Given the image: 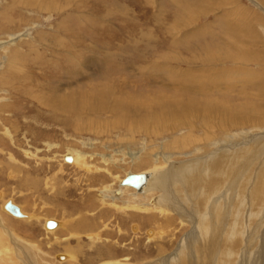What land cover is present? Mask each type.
Returning <instances> with one entry per match:
<instances>
[{
    "label": "rangeland",
    "instance_id": "obj_1",
    "mask_svg": "<svg viewBox=\"0 0 264 264\" xmlns=\"http://www.w3.org/2000/svg\"><path fill=\"white\" fill-rule=\"evenodd\" d=\"M12 1L15 0H0V201L12 198L37 220L18 219L3 208V201L0 214L9 229L17 228L23 240L39 245L40 251L35 248L30 251L29 264H67L59 263V259L66 261L60 255L66 256L64 245L67 242L76 252L78 250L80 262L68 264H102L111 258H128L131 264H149L168 255L173 257L182 238L186 240L193 230L192 223H181L179 211H168L167 216L163 213L159 216L158 210L153 215L140 211L130 220L111 209L113 207L101 213L100 202L104 197L108 201L104 203L117 200L118 205H123L127 196L128 199L133 196L131 189L117 195L115 200L109 194L115 195L114 191L120 190L121 180L128 172L153 170L158 156L157 167L162 168L156 171L163 172L162 176L169 181L173 175L169 164L173 159L185 162L191 155L197 156L195 150L221 151L219 140L226 142L228 133L232 134V141L245 140L242 143L246 145L258 140L261 155L264 154V138H261L264 134L263 79L226 77L223 84L218 85L222 88L213 89L201 102L198 94H184L198 100L191 110L190 120L195 121L191 133L201 140L182 152L176 148L175 140L191 126L173 129V125L168 126L171 121L165 122L160 115L156 120L146 112L148 106L155 109L156 104L160 107L171 96H182L180 89L174 90L172 81L158 77L162 69L243 66L264 73V0H31L27 4V0ZM2 45L9 52L3 53ZM229 78H233L228 81L233 84H227ZM167 82L171 83L169 88ZM159 93L165 95L158 98ZM70 94L73 97L71 111L65 106L68 102L59 104ZM103 94L107 99L102 98ZM102 100H106L105 103ZM212 102L216 107L210 106ZM116 104L121 110L115 109ZM57 106L64 108L58 110ZM211 113L216 117V128L212 132L216 138H207L204 130L205 121L212 118ZM145 115L150 116L148 120ZM142 119L146 123L137 127ZM221 120L227 124L226 128L219 127ZM254 136L257 137L251 139ZM76 149L87 155L89 159L83 167L91 171L66 160L71 150ZM136 157H145L142 165L136 164ZM120 158H125L126 163L120 162ZM107 184H111L108 192L105 191ZM225 189L215 198L218 202L228 198L232 210L235 204L240 206L235 211L243 220L241 227H249L251 220L249 231L262 250L258 252L260 255L253 252L249 259L245 256L246 264H264V201L250 200V204H242V195L247 196V193L237 189L241 196L238 200L236 192L225 196ZM168 196L173 197V191ZM190 196L191 192L186 191L174 197L184 207ZM209 200L213 202L211 196ZM153 201L156 200L143 204L149 206ZM145 206L142 208H147ZM194 210L190 209L189 213L194 215ZM45 218L64 220L63 227L56 229V237L70 238L73 227L80 238L57 242L55 235L49 236L44 228ZM158 222L164 225L170 222L166 225V235L149 240ZM97 229L103 230V238L96 236L93 243L88 234ZM13 240L9 237L10 248L17 260L23 261L20 264H27V242ZM17 241L23 246H18ZM159 246L165 253L159 254ZM253 259L255 263L251 262Z\"/></svg>",
    "mask_w": 264,
    "mask_h": 264
},
{
    "label": "bare ground",
    "instance_id": "obj_2",
    "mask_svg": "<svg viewBox=\"0 0 264 264\" xmlns=\"http://www.w3.org/2000/svg\"><path fill=\"white\" fill-rule=\"evenodd\" d=\"M15 1L16 2L18 1V3H19L20 1H24V0H15ZM15 1H12V2H15ZM30 1L31 0H27L26 4ZM47 5H49V2ZM49 8H48V10H49ZM1 48L3 49V53L8 51V49L6 50L3 47V45ZM14 53H17V52H14ZM14 53H12V54H14ZM0 57H1V55H0ZM235 59L237 60V57ZM214 67H215V65H212L208 68H205L204 66H199V67H195V68H182V69L181 68L178 69L176 67H171V68H166L167 71H164L163 69H162L163 72L159 71L160 74L158 75V77L161 78V80H162V78L163 79L166 78V80L164 79L165 81H167L168 79L170 80V82L172 81V84H173L172 87L174 88V90L180 89L179 92H181L182 96L180 98L179 96H176L173 93L175 96L174 97L171 96L170 98H167L168 101H164L160 107H158L157 104L155 105V109H151L148 106V109L146 110V112H147V114L150 113V116L152 115L155 119L157 117H159V115H160V117L162 119L164 118L165 122L171 121V123H168V126L173 125V129H176L177 127H182V126L183 127L191 126V128H190V130H188V132H186L185 134L182 133L183 136H181L180 138H177V140H175L174 144L176 145V148L181 149V152L185 148H187V147L189 148V146L192 143L195 144L197 141L201 140V138H199L196 135H193L191 133L193 128L195 127L194 126L195 121L190 120L191 110L193 108H195V105L197 104L198 100H195V99L188 97L187 95H184V94H191L192 96H196L198 94V95H200L199 99L201 98L200 99V102H201V101H203L202 98L205 99V98L209 97L208 95L211 94L212 91H214L213 89H221L222 86H218V85L221 82L223 84V81L226 77L227 78L228 77H236V78L244 77V78H246V79L248 78L250 80H252V79L259 80V81H261L262 79L264 80V73L263 72L256 73L255 71H252L249 68H245L243 66L233 67L231 69H219L218 67L217 68L216 67L214 68ZM157 69H161V68H157ZM154 70H155V68H154ZM213 70H216V71H213ZM153 74H155V73H153ZM229 80H233V78H229L228 80L226 79L227 84L229 83L228 82ZM210 83H212L211 87H209ZM233 83L234 82L232 81L229 84H233ZM162 84H163V82H162ZM168 84H169L168 85V88H169L171 83H168ZM224 85L226 86V82ZM107 88H108V86H107ZM103 91L102 92L99 91L100 94H102ZM170 91H171V89H170ZM96 93H98V92H96ZM80 94H81V92H80ZM177 94H180V93H177ZM202 94L205 97H203ZM162 95H165V94L159 93L157 95V97L162 96ZM183 95H184V97H183ZM71 97H72V95L70 94V96L69 95L67 96L69 101H68V99H61L59 101V104H62L64 102H68V104H65V106L70 108V111L73 108V106H72L73 103L70 104V101L73 100V97L72 98ZM100 97H101V95H100ZM102 98L107 99V97L104 96V94H103ZM155 98H153V101ZM158 98H160V97H158ZM75 99H76V97H75ZM94 100H95V98H94ZM97 100H98V98H97ZM102 101L105 103L106 100H102ZM148 105H149V103H148ZM119 106L120 105L116 104L115 109H117ZM210 106L212 108L216 107V105H214L213 102ZM66 107H65V109H66ZM87 107H89V106H87ZM56 108L58 110L59 109L63 110L64 107L57 106ZM74 109H75V107H74ZM119 110H121V107H119ZM150 116L145 115V117L144 116L143 117L147 119ZM211 117H212V113H211ZM212 118L209 121L208 120L205 121L206 127L204 128V130L206 132L207 138H216L215 134H212V132H214V129L216 128L214 126V124L216 123L215 122L216 117H212ZM257 118H259V117H257ZM144 120L145 119H142V121H140V124H138L137 127H141L143 124H145L146 121H144ZM161 121H158V122H161ZM223 123L221 120V123H219L220 128L221 127H224V128L227 127V124L224 125ZM262 123L264 125V122H262ZM234 125H235V123H234ZM234 134L235 133H233V135ZM255 137H257V136L251 137V139L255 138ZM259 137H260V135H259ZM261 138H264V134L261 135ZM232 139H233L232 134L228 133V135L226 137V140H227L226 142L225 141L223 142L221 140H219L220 142L218 141L219 144L222 145V147H220L221 151L217 150L214 152L212 151L210 153L207 151L208 152L207 153L204 150H203L204 152H201L199 150H195L196 153L195 152L194 153L197 154V156L195 154H193V155H195L194 156L195 158L191 157L192 156L191 155L190 157H188L185 160V162H176L177 159L176 160L173 159L172 162H170V164H169L171 167L170 172H173V175L171 176V178L169 176V178H170L169 181L162 176L163 172L158 173L156 171L159 168H162L161 166L157 167L158 166L157 164H160V158H158L159 157L158 156L156 158L157 162L154 160L156 162L155 163L156 165L153 166V170L150 169V171H146V170L144 171L143 170L141 172H138V173H144L146 175L145 183L143 184V186L140 189L136 188V187H134L136 189H133V187H130L129 185H123V183H122L123 179H122L121 183L123 186L120 188V190L114 191V192H116L115 195L109 194L115 200V199H117V195H121V193H125V191H127V189H131L134 193H133V196L132 195L130 196V199H128L129 196H127V198H125V202L123 201L124 202L123 205L120 206L117 204V200L113 201V203H104L107 198L103 199L104 198L103 197L102 198L103 202H100V203H102V207L99 211H102L101 213H103L105 208L109 209V208L113 207L111 209H116L118 214L122 213V215L123 214L126 215L127 219L130 218V220H131V219H134L136 217V214L139 213L140 211H143L144 213L148 212L149 214L153 215L155 210H158L159 213L161 212L159 214V216H162V213L167 216L168 211L174 210V211L180 212L181 218L183 219V221L181 223H183V224L192 223L193 224V230L191 231V233H189L188 238L186 240H185V238H182L183 241H182V244H181L179 250L177 251V254H175L173 257H171V255H168V256H165L163 258L155 259L153 263H151L152 262V260H151L149 264H246L247 262L244 260L245 256H247L249 259V257L251 258V256L254 255V253L255 254L257 253L258 255H260V253H258V252L261 250L260 247L258 245H256V241H255V239L253 240L254 237L251 234V232L249 231V230H251L250 227L252 226L251 220L249 221V224H250L249 227H247V228H246V226L241 227L243 220H240L238 218V215L236 214V211H235V208L240 207V206H238V204H235V206L233 207V210H232V208L230 209L232 204H230V201H227L228 198L226 200L218 202L217 201L218 199L215 197L221 196L220 193L223 191V189H225L224 187H226V189L224 191L227 192V194L225 196H229L232 193L236 192V194L238 196V198H237L238 200L241 199V196L238 194V190L244 191L245 195L247 193V196L242 195V204H245L244 202H247L248 204H250V200L253 202H256V203H263L262 201H264V156H263L264 154L261 155V152H260L261 146L257 142L258 140L257 141L254 140L255 143H253L252 145H250V144L246 145L247 143L246 144L242 143V141L245 142V140H241L239 138L240 139V141H239V140H237V138H235V141L234 140L232 141ZM258 139L260 140V138H258ZM172 141H174L173 138H172ZM211 141H212V139H211ZM246 142H247V140H246ZM212 143L217 144V142H213V141H212ZM261 143H263V142H261ZM217 146H219V145L217 144ZM208 147H206V148H208ZM194 148L196 149L197 146ZM200 148H202V147H200ZM206 148H205V150H206ZM162 150H164V149H162ZM118 151H121V150H118ZM162 152H164V151H162ZM218 152H219V154H218ZM187 153H188V151H187ZM70 154H71V156H69L71 158L70 160H72L74 162L72 164H76L77 166L79 165L80 169H86V170L91 171L90 170L91 168L89 169V167H87V166L83 167L86 165L87 159H89L88 157H86L87 156L86 154L84 155L82 153V151H79L77 149H76V151L71 150ZM121 154H122V152H121ZM137 154H136V152L134 153V155H136V156H137ZM164 154H165V152H164ZM167 154H169V153H167ZM10 156H11L10 159L14 160L16 162L17 159L14 158L12 155H10ZM160 157H162V156H160ZM105 158H106V156H105ZM111 158H112V156H111ZM136 158L134 159V161L136 160L135 161L136 164L142 165L143 159L145 157H143L141 159L139 157H136ZM153 158H154V156H153ZM118 160H120V162H123L125 160V158H123V159L120 158ZM115 161H117V159ZM169 161H171V160L169 159ZM179 161H181V160H179ZM106 162H107V160H106ZM124 162L126 163V161H124ZM144 163H145V161H144ZM61 169H63V168H61ZM148 170H149V167H148ZM249 171H251L250 175H248ZM89 173H91V172H89ZM114 173H112V174H114ZM129 174H132V173L128 172L127 176ZM245 174H246V176H245ZM173 178H174V180H173ZM22 181H23V179H22ZM188 182H191L194 185H190V184H188ZM243 182H244V184H243ZM105 186H106V188L103 186V188H105V191H107V192L110 191L107 187H110L111 184L110 185L107 184ZM99 187H101V186H99ZM129 191H127V192H129ZM170 191L171 192L173 191L174 196H179L182 193L185 194L186 191H189V192H191V196H190L191 199H190V201H188V203L183 205L184 207H181L179 202L176 200L177 197L175 198L174 196L173 197L168 196L170 194ZM141 194H144V195L141 196ZM154 194H156V195L154 196ZM0 195H2V192H0ZM110 196H108V198ZM210 196L212 197L213 202H210V200H209ZM153 197L156 199H152ZM171 199H172V201H171ZM185 199H186V197H185ZM9 200L12 203L16 204L17 206H19L21 212L23 213L22 216H15L5 208V205ZM151 200H156V201H153L151 203V205H149V206H145V204H143L144 202H149ZM186 200H188V199H186ZM1 201H3V204H2L3 208L7 212H9L11 215L17 217L20 220L28 218L27 220L34 221V218L36 216L33 215V213L25 212L23 205L18 204L12 198L6 199V200H1ZM216 202H218V203H216ZM142 206L147 207V208H145L146 210L144 208H142ZM211 206H212V208H211ZM249 206L251 207V205H249ZM190 209L191 210L195 209L194 211H196V213L194 212V215H193V213L190 214L189 213ZM263 210H261L259 212L258 216H260V214ZM111 211L113 212V210H111ZM113 216H115V215H113ZM37 218H39V217H37ZM63 218H65V216ZM49 219L56 221L57 224L55 227H47L46 226L47 221ZM10 220L11 219H9L7 221L9 222ZM179 220H180V217H179ZM68 221H66V222H68ZM238 221H240V224ZM5 222H6V219L3 217V214L2 215L0 214V264L1 263L20 264L21 262L23 263V261L20 262V260H17V257L13 253V249L10 248L11 245L8 243L9 237L11 240L14 239V240H18L21 242L22 241L27 242L25 244H27V248H26L27 254L26 255H27V264H29L28 257L30 258V256H31V255L29 256L30 251L34 248L36 250L37 249L39 250L40 249L39 245L36 244L37 243L36 241H35L36 243H33L32 241H29V240H25V239L23 240V238H22L23 236L21 237V234L19 236V233L16 232L17 228L11 230L8 228V226H6ZM23 222H25V221H23ZM44 222H45L44 228L47 230V233L49 234V236L50 235L54 236L58 232V230H56V229L63 227L64 220L55 219V218L54 219L45 218ZM84 222H86V221H84ZM87 223H89V222H87ZM245 223H247V221H245ZM8 224L9 223H7V225ZM68 224H69V222H68ZM165 224L167 226H169L170 222H166ZM166 225H164V223H162V222H158V228H157L156 232H155V230L153 231V232H155V234L153 235V237H148V239L154 240V239H157L159 235L165 236L166 235L165 229H168V228H166ZM64 228H65V226H64ZM66 229H68V228H66ZM72 229H73V231L70 229L72 231V233H70L72 235L70 238L68 236H66L64 238H60V237H56V235H55L56 241L58 242L61 239L69 240L73 237L74 238H80L78 232L76 233V231L74 230L73 227H72ZM244 229H245V231H244ZM120 230H121V228H120ZM102 231H103L102 229H97V231H96L97 233L95 232V233H89L88 234V236H90V239L93 241V243H95V241H96V236L102 237L101 236ZM151 233L152 232H150V234ZM6 236H8V237L6 238ZM98 239H101V238H98ZM18 241L15 243L17 244ZM22 243H24V242H22ZM67 243H68L67 245H64V247L66 248V251H67L66 256L60 255V258L61 259L66 258V261L60 262V259H59V263L67 262V264H68V263L78 262V250L76 252V249H74L75 247L72 248L70 246L71 244L69 242H67ZM243 244H244V246H243ZM18 246H21V245L19 244ZM22 246H23V244H22ZM256 246L258 247V250H255ZM159 248H160V251H158L159 254L165 253V250L162 247L159 246ZM18 250L21 251L20 247ZM42 253L44 255H48V252L41 251V254ZM252 253H253V255H252ZM18 254L20 256L19 252H18ZM23 255L24 254H22L21 258L24 257ZM32 255H33V253H32ZM195 258L197 259L196 262H194ZM241 258H242V260L240 261L239 259H241ZM54 259H56V257H54ZM251 262L255 263V260L253 259V260H251ZM257 262L258 261L256 260V263ZM78 263H80V262H78ZM102 264H131V263L128 261V258L126 260L125 259L120 260L119 258L118 259L117 258L116 259L111 258L110 260L104 261Z\"/></svg>",
    "mask_w": 264,
    "mask_h": 264
},
{
    "label": "water",
    "instance_id": "obj_3",
    "mask_svg": "<svg viewBox=\"0 0 264 264\" xmlns=\"http://www.w3.org/2000/svg\"><path fill=\"white\" fill-rule=\"evenodd\" d=\"M67 159L70 160L71 158L68 157ZM145 180H146V175L144 173H132V174H129L128 176H126L123 179L122 183H123V185L134 186V187L140 189L143 186V184L145 183ZM5 208L15 216H22L23 215L19 206L12 203L10 200L6 203ZM56 224H57L56 221L49 219L47 221L46 226L47 227H55Z\"/></svg>",
    "mask_w": 264,
    "mask_h": 264
}]
</instances>
